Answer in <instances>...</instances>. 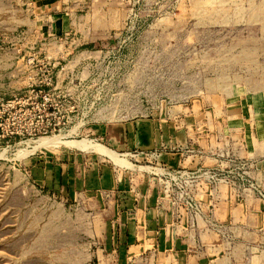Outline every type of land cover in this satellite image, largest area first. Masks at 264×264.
I'll return each instance as SVG.
<instances>
[{
	"label": "rangeland",
	"instance_id": "rangeland-1",
	"mask_svg": "<svg viewBox=\"0 0 264 264\" xmlns=\"http://www.w3.org/2000/svg\"><path fill=\"white\" fill-rule=\"evenodd\" d=\"M52 5L49 15L34 0H0V264L69 261L50 257L56 254L54 242L51 250L41 242L47 230L55 234L45 227L52 209L49 203L34 202L38 186L26 174L33 155L54 146H99L110 155L102 157L104 164H115L122 172L143 171L158 187L159 207L171 211L178 224L205 214L200 189L227 185L238 190L249 183L245 176L232 179V171L172 169L159 163L165 152L194 156L203 150L190 145L119 157L85 139L86 130L101 124L153 118L179 107L202 111L221 106L229 92L264 90V0H57ZM37 14L49 15L47 21L39 18L41 35L35 33ZM68 27L72 35L67 38L46 31ZM35 42L48 45L60 58L68 53L59 48L62 43L97 47L73 54V76L64 79L62 73L51 82V71L58 69L38 62L30 50H11ZM81 53L88 59L83 61ZM80 79L85 80L81 85ZM186 116V131L192 133L194 116ZM209 118L214 116L201 112L194 128L206 135ZM43 140L53 143L42 147ZM140 155L151 161L138 159ZM247 167L242 163L236 170L245 174Z\"/></svg>",
	"mask_w": 264,
	"mask_h": 264
},
{
	"label": "crops",
	"instance_id": "crops-1",
	"mask_svg": "<svg viewBox=\"0 0 264 264\" xmlns=\"http://www.w3.org/2000/svg\"><path fill=\"white\" fill-rule=\"evenodd\" d=\"M34 1L46 6L43 13L50 15L57 0ZM49 15L37 14L35 29L39 18L47 21ZM46 31L50 36L72 35L71 27ZM35 33L41 35L42 30ZM83 45L77 49L62 43L59 48L68 53L62 51L61 58L39 42L17 44L11 50H30L39 61L61 59L69 63L73 54L97 47L87 42ZM223 99L221 106L215 104L202 111L194 106L179 107L153 118L94 126L90 132L86 130L85 139L119 157L134 150L190 145L203 150L194 156L165 152L160 154L159 163L172 169L232 171V179L245 176L249 183L238 190L219 185L197 192L204 215L214 227L205 223L204 215L176 223L171 211L159 207L158 187L143 171L122 172L115 164L114 168L108 166L102 157H110L93 148L54 146L33 155L32 169L26 172L38 186L34 202L49 203L52 209L45 227L55 234L47 230L41 238L49 250L54 242L56 254L50 257L68 259L67 264H264V200L258 194V190L264 194V90L229 92ZM201 112L214 116L208 120L207 136L194 128ZM186 114L194 116L192 133L186 131L190 123ZM137 158L151 161L143 155ZM242 163L248 165L245 174L236 170ZM219 226L222 228L217 230Z\"/></svg>",
	"mask_w": 264,
	"mask_h": 264
},
{
	"label": "built area",
	"instance_id": "built-area-1",
	"mask_svg": "<svg viewBox=\"0 0 264 264\" xmlns=\"http://www.w3.org/2000/svg\"><path fill=\"white\" fill-rule=\"evenodd\" d=\"M85 54H87V53H85ZM80 55L83 56L84 53H81ZM83 57H85L83 59V61L88 59V58H86V55H84ZM40 61L47 62L48 65L51 66V69H54V70L58 69L57 71H51V73H50L51 79H49V81H51V82L55 77L58 79L62 75V73L65 76L64 79L69 78V76H73V73L75 71V67H70L71 61L69 63L68 62L64 63V61H62L61 59L60 60H53V62H50L49 59H44V60H40ZM40 61L38 60V62H40ZM83 61L82 62L80 61L79 65H81L82 67H85L86 62H83ZM68 66H69V68H68ZM91 68H93V67H91ZM82 81L84 82L85 80L80 79L79 85H81ZM73 109L74 108L72 107L71 111H73ZM258 194L260 195L261 198L264 199V194L261 191H258Z\"/></svg>",
	"mask_w": 264,
	"mask_h": 264
},
{
	"label": "bare ground",
	"instance_id": "bare-ground-1",
	"mask_svg": "<svg viewBox=\"0 0 264 264\" xmlns=\"http://www.w3.org/2000/svg\"><path fill=\"white\" fill-rule=\"evenodd\" d=\"M56 140V139H55ZM52 141V140H51ZM51 141L50 140H43V141H40L41 142V146L42 147H44V146H48V145H51L52 143H51ZM56 143H57V141H56ZM86 143V142H85ZM59 144V143H58ZM86 144H88V143H86ZM86 144H83V143H73V144H69V145H71V146H74V147H83V148H86V149H90V148H93V149H95L96 151H98V152H101V153H103V154H106V151L105 150H103L101 147H95V146H89V145H86ZM103 147V146H102ZM108 152V151H107ZM109 154V153H108ZM112 155V154H111ZM110 156V155H109ZM112 157V156H111ZM116 158V157H115ZM116 160V159H115ZM121 162V161H120Z\"/></svg>",
	"mask_w": 264,
	"mask_h": 264
}]
</instances>
